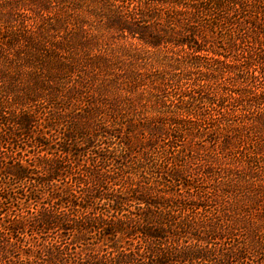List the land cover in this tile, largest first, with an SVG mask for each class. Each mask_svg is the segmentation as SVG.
Wrapping results in <instances>:
<instances>
[{
    "label": "trees",
    "instance_id": "16d2710c",
    "mask_svg": "<svg viewBox=\"0 0 264 264\" xmlns=\"http://www.w3.org/2000/svg\"><path fill=\"white\" fill-rule=\"evenodd\" d=\"M0 264H264V0H0Z\"/></svg>",
    "mask_w": 264,
    "mask_h": 264
}]
</instances>
